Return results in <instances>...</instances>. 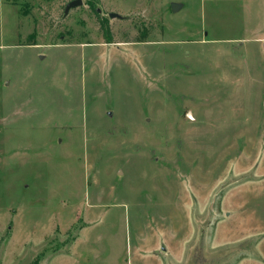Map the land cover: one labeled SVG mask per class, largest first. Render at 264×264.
Segmentation results:
<instances>
[{"label": "rangeland", "instance_id": "rangeland-1", "mask_svg": "<svg viewBox=\"0 0 264 264\" xmlns=\"http://www.w3.org/2000/svg\"><path fill=\"white\" fill-rule=\"evenodd\" d=\"M71 1L0 0V264H264V0Z\"/></svg>", "mask_w": 264, "mask_h": 264}, {"label": "water", "instance_id": "water-1", "mask_svg": "<svg viewBox=\"0 0 264 264\" xmlns=\"http://www.w3.org/2000/svg\"><path fill=\"white\" fill-rule=\"evenodd\" d=\"M82 6H83V0L71 1V3H69L66 6L67 8H66L65 14L68 15L73 8H78V7H82ZM172 9L174 12H177L180 9V5L179 4H173ZM109 16H110V18H118V19L120 17L116 14H110Z\"/></svg>", "mask_w": 264, "mask_h": 264}]
</instances>
